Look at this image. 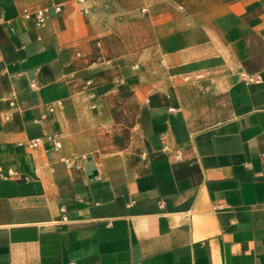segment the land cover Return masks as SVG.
<instances>
[{
	"label": "crops",
	"instance_id": "obj_1",
	"mask_svg": "<svg viewBox=\"0 0 264 264\" xmlns=\"http://www.w3.org/2000/svg\"><path fill=\"white\" fill-rule=\"evenodd\" d=\"M100 1L0 0V264H264V0Z\"/></svg>",
	"mask_w": 264,
	"mask_h": 264
},
{
	"label": "rangeland",
	"instance_id": "obj_2",
	"mask_svg": "<svg viewBox=\"0 0 264 264\" xmlns=\"http://www.w3.org/2000/svg\"><path fill=\"white\" fill-rule=\"evenodd\" d=\"M75 4L82 6V11L84 13H88L94 10L98 6V0H85L83 3H78L76 0H73ZM121 5H131L140 12L141 15L146 13V7L150 4H159V0H120ZM103 5L112 6L115 5L117 2L114 3V0H104L100 1ZM87 9V12L84 10Z\"/></svg>",
	"mask_w": 264,
	"mask_h": 264
},
{
	"label": "built area",
	"instance_id": "obj_3",
	"mask_svg": "<svg viewBox=\"0 0 264 264\" xmlns=\"http://www.w3.org/2000/svg\"><path fill=\"white\" fill-rule=\"evenodd\" d=\"M78 3H83L85 0H76ZM57 10H59V8H56ZM85 12H87V9L84 10ZM35 21L39 26L44 25L45 21H46V10L44 9H39L36 10L35 13ZM49 111H53V108L50 107ZM49 139L52 141L53 144V148L58 149L61 147V142L60 139L57 136H49ZM38 141V139H34L31 142H29V145H35L36 142Z\"/></svg>",
	"mask_w": 264,
	"mask_h": 264
}]
</instances>
